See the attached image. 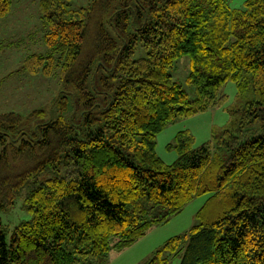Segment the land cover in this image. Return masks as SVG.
I'll use <instances>...</instances> for the list:
<instances>
[{
    "label": "trees",
    "instance_id": "trees-1",
    "mask_svg": "<svg viewBox=\"0 0 264 264\" xmlns=\"http://www.w3.org/2000/svg\"><path fill=\"white\" fill-rule=\"evenodd\" d=\"M70 1H38L48 51L27 54L22 68L71 84L85 110L78 129L62 94L59 115L30 132L18 114H0V211L26 189L32 215L9 240L0 223V264H106L112 235L130 246L206 193L198 222L163 248L182 247L179 264H264V125L246 128L264 112V0ZM10 8L0 0V19ZM182 56L193 100L172 79ZM228 81L244 112L212 132L227 155L183 130L166 164L156 136L176 117L221 106ZM44 172L53 176L40 180ZM160 252L145 264H167Z\"/></svg>",
    "mask_w": 264,
    "mask_h": 264
},
{
    "label": "rangeland",
    "instance_id": "rangeland-1",
    "mask_svg": "<svg viewBox=\"0 0 264 264\" xmlns=\"http://www.w3.org/2000/svg\"><path fill=\"white\" fill-rule=\"evenodd\" d=\"M11 8L9 13L0 19V114L14 112L21 117L19 127L25 131H32L36 125L54 119L59 115L57 110V100L60 95L68 98V110L64 116L71 119L79 129L80 115L85 110L84 104L78 100L77 90L71 84H64L57 77H46L42 75H31L22 68L23 58L32 52L47 53V48L43 44L42 24L38 9L39 0H10ZM91 0H71L70 7L78 9L86 6ZM245 0H229L228 4L232 8H242ZM143 50L139 48L134 58L142 56ZM189 72V58L182 56L178 58L172 70V79L178 83L188 94L189 99L195 98L193 86L187 83L186 78ZM93 78H90L88 86L92 91ZM96 93V92H95ZM221 93L227 98L221 106L210 108L201 113L188 116L176 117L166 123L164 129L156 136V154L166 164L172 163L176 159V152L167 148L173 142L177 132L188 130L194 136V145L198 146L207 140H213L212 132L223 130L235 114L238 117L244 109L238 105L241 97L236 95L235 84L228 81L224 84ZM103 95L98 94L97 98ZM237 105L239 110H233L229 105ZM229 106V107H228ZM44 111L39 114V111ZM233 111H235L233 113ZM238 122V120H237ZM264 125V112H259L258 116L251 122L246 123V128H259ZM218 136V135H217ZM213 152L225 157L227 151L219 148L213 140ZM53 176L44 172L39 175V179ZM27 192L18 195L13 206L7 210L0 211V223L9 240L14 227L21 221L30 220L32 215L26 210L23 196ZM209 193L196 196L188 202L182 210L171 216L165 223L154 226L141 239L125 248H118L117 235L110 237V248L106 256V264H145L156 256V252L161 250L159 257L168 259L167 264H179L181 249L169 250L164 244L175 236L182 235L189 228L198 222L195 214L206 203ZM156 264H158L156 262Z\"/></svg>",
    "mask_w": 264,
    "mask_h": 264
}]
</instances>
